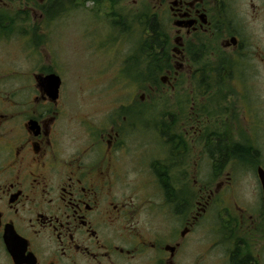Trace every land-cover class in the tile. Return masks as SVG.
<instances>
[{
  "label": "flooded vegetation",
  "instance_id": "af4514ba",
  "mask_svg": "<svg viewBox=\"0 0 264 264\" xmlns=\"http://www.w3.org/2000/svg\"><path fill=\"white\" fill-rule=\"evenodd\" d=\"M119 3L135 10L134 23L120 18ZM71 18L85 28L75 46L83 51L90 42V58L104 54L107 68L134 83L124 92L142 89L133 69L142 76L157 59L171 88L187 81L193 92L220 93L208 106L249 114L250 136L228 133L223 120L216 133L208 122L205 151L213 171L251 169L254 199L251 208L236 202V226L245 232L229 264H264V0H0V39L30 24V34L43 28L47 50L28 69L0 68V264H193L195 229L209 214L214 190L206 184L196 193L190 177L194 112L181 124L165 114L146 139L139 123L146 131L158 106H148L145 94L85 105L83 84L73 88L59 68ZM49 74L61 78L56 96L38 81ZM5 77L13 84L4 85ZM111 87L95 89L109 94ZM183 167L187 181L176 175ZM225 188L221 182L228 205Z\"/></svg>",
  "mask_w": 264,
  "mask_h": 264
},
{
  "label": "rangeland",
  "instance_id": "374dc122",
  "mask_svg": "<svg viewBox=\"0 0 264 264\" xmlns=\"http://www.w3.org/2000/svg\"><path fill=\"white\" fill-rule=\"evenodd\" d=\"M246 1L247 0H244V2ZM89 5L91 6L92 3H89ZM100 6H103L102 12L107 10L104 2H101ZM145 7L147 12L152 11V2L150 1L149 3L148 1ZM115 10L118 11L122 19L124 16L132 19L133 16L136 15L132 7L124 6L123 3H119ZM75 13H78L79 17H77V19H81L82 12L79 10ZM101 17L103 19L102 15ZM32 20L38 22L40 18H33ZM260 20H263L262 16ZM71 21L72 18L67 20L66 23H70ZM30 26V24H20L19 33H16L12 40L6 42L0 39V68L5 70L11 68L28 69L30 66H33L34 63H39V61H36L37 59L44 58L43 55L47 53L46 46L40 44L44 37L43 28L38 29V31L34 30L33 33L30 34L27 32V30L33 29L31 28L32 26ZM84 29L85 28L81 25L77 27L76 22L73 21L64 26L65 43L62 49L64 57H62L63 60L61 59V63H59V68L63 75L66 73L67 81L73 88L78 86L80 82L83 84L84 92L81 95L85 105L93 106L96 101H138L140 100V96L145 94L146 101L149 104L148 106H158V108L150 109L149 112L151 114H147V117L146 114L141 115L147 118L145 122L146 131L142 123H139L138 131L142 133L143 137L146 139H150L151 136L149 133H152L151 131L155 127V124L165 114L172 112L176 119L178 117L179 123L181 124L183 121H186L188 111L190 112L191 110L194 112L195 129L193 130L194 151L192 153V158H194L195 167L193 175L191 173L190 177L191 180H194L196 183V193L199 192L200 186L202 187L206 184L211 185L214 193L210 200L208 217L203 219L195 229L193 252L191 253L192 261L193 264H229V254L240 245L238 237L242 236L245 232L241 226H236V223H238L237 218L240 216V214H238V217L236 215V202L241 203L240 205L242 206L246 205L251 208L252 200L254 199L252 171L251 169H245L240 172L221 173L217 170L213 171L210 169L206 160L205 151V139L208 134L206 128L208 122H211L212 131L218 133L221 130V120H223L225 129H227L228 133L241 132L250 136V131L248 130L250 126L245 121V117L249 120V114L244 113V109L236 108L234 105L228 107L225 104L220 105L213 103L208 106L206 103L208 97L209 99L211 98V100H216L215 98L221 97L219 92L212 91L209 94L205 92H193L187 81L182 87L173 89L170 84L161 80V77L165 74L164 71L154 77L147 76L148 72H144L141 76L138 65L135 70L133 69L135 74H133L131 78L136 81L137 84L142 83L143 88L141 89L140 86L137 88L132 86V88L129 87V91L124 92L125 89L122 88V86L124 84L126 85V77L121 70H119L118 73H113L115 72L113 70L116 66L112 70L106 67L108 61L104 54L90 58L88 55V43L90 42L84 45L83 51L80 49L81 45L75 46L76 37H79L78 33ZM132 32V37L139 36L136 34L138 30H132ZM260 39H262V35ZM57 40L60 41L59 39ZM54 43L60 47L63 41ZM53 52H57L55 46L53 47ZM31 53L32 55H30ZM132 64L134 65L135 62ZM71 69L75 71V73L78 72L80 76H78L79 74L72 76L73 72ZM8 78L9 77L4 78V85L13 84V81ZM112 84L115 86L111 87L113 86ZM129 84L134 83L131 82L127 85ZM97 86H100V88L104 87L105 89H110L111 87L112 92L109 94L100 92L97 88L95 89ZM150 86H152V88H150ZM226 97H228L227 94ZM180 102L186 103L187 107L184 109L180 108L178 105ZM131 117L133 119L134 115H131ZM129 119L133 121L130 117ZM190 142L192 143V141ZM134 175L136 176L134 173L130 174L129 180L133 179ZM176 175H178L180 181H187V168H180ZM221 182H223V185H226L225 191L228 197V205L220 200L222 191L220 190ZM224 224L228 227H225ZM250 235L251 231L246 230L244 237L247 239V236L249 238Z\"/></svg>",
  "mask_w": 264,
  "mask_h": 264
},
{
  "label": "water",
  "instance_id": "95a60500",
  "mask_svg": "<svg viewBox=\"0 0 264 264\" xmlns=\"http://www.w3.org/2000/svg\"><path fill=\"white\" fill-rule=\"evenodd\" d=\"M38 81L42 87L48 90L50 95L56 96L58 94V89L61 84L60 76L56 74H49L46 76L39 75ZM264 182V177H263Z\"/></svg>",
  "mask_w": 264,
  "mask_h": 264
},
{
  "label": "trees",
  "instance_id": "16d2710c",
  "mask_svg": "<svg viewBox=\"0 0 264 264\" xmlns=\"http://www.w3.org/2000/svg\"><path fill=\"white\" fill-rule=\"evenodd\" d=\"M149 48L151 47V43L148 44ZM149 63H151V66L149 67V70H148V76L151 77V76H155V75H158V72L160 70L158 69H162L163 68V61H158L157 59H152L151 61L149 60L148 61ZM235 260H237V258H235Z\"/></svg>",
  "mask_w": 264,
  "mask_h": 264
}]
</instances>
